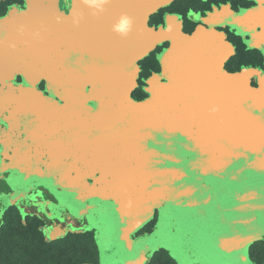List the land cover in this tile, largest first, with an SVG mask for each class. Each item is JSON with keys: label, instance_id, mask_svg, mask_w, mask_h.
Here are the masks:
<instances>
[{"label": "water", "instance_id": "95a60500", "mask_svg": "<svg viewBox=\"0 0 264 264\" xmlns=\"http://www.w3.org/2000/svg\"><path fill=\"white\" fill-rule=\"evenodd\" d=\"M26 1V10L14 7L0 20V119L13 188L0 197V213L43 183L22 174L20 188L11 175L23 116L24 123L48 125L58 154L57 176L46 185L59 205L40 202L41 209L54 218L66 206L99 227L103 264H146L159 246L177 264H252L250 248L264 238L262 70L229 71L235 50L212 27L172 33L161 58L169 81L153 75L150 96L135 100L139 62L167 35L149 24L150 16L172 0H73L70 15L59 0ZM256 1L259 8L226 12L219 23L251 32L264 54V0ZM18 73L35 85L45 79L50 95L12 84ZM26 164L20 160L21 168ZM155 218L152 233L132 238ZM57 227L52 236L64 233Z\"/></svg>", "mask_w": 264, "mask_h": 264}, {"label": "flooded vegetation", "instance_id": "af4514ba", "mask_svg": "<svg viewBox=\"0 0 264 264\" xmlns=\"http://www.w3.org/2000/svg\"><path fill=\"white\" fill-rule=\"evenodd\" d=\"M64 1L65 0H59L60 9L66 15H70L69 10L66 9L69 7L64 5ZM243 1L245 4L243 3L242 6H238L237 8H228L227 6L222 5L221 3L208 4V0H199V2L198 0H172L169 4L159 8L155 13H153L150 16L149 24L152 27H155V29L164 31L165 33H167V35L165 36L163 41L159 43L155 50H153L148 56L144 57L139 62V84L136 90L133 92L132 97L134 93L140 89L143 90V94L148 95L146 97L148 98L150 96V93L148 91L149 84L147 80L155 74L158 75V78L161 81H169L168 77L164 73L161 58L164 55L169 54L170 48L172 46V39L170 37L172 33H184L187 35H193V33H195L197 30L208 29L212 27L216 31L223 33L225 41L233 46L235 54L237 53V49L239 47H246L248 51L255 49L256 47L252 45L253 35L251 32L239 29L238 27L230 25L229 23H219V21L222 20L226 12L242 14L243 11L259 8V4L256 0ZM0 2H14V4L12 5H7L9 9L7 10L8 12H6L7 14L4 17L10 15L11 9L14 7H17L19 11L27 9L26 0H0ZM214 7H216L218 11H216ZM213 13L215 14L214 16H212ZM262 28L263 25L259 24L256 27V30L261 31ZM1 36H4L2 31H0V37ZM255 67L262 70V68L257 64ZM262 72L264 73V70H262ZM253 82L255 83V80H253ZM11 83L16 86L38 87L44 92V94L50 95L47 91L45 79L40 80V82L35 85L31 81L26 79L23 74L18 73L15 74V76L12 78ZM1 113L5 116V111L1 110ZM19 118L21 122H19ZM3 119H0V197L7 198L12 193L13 188L8 182L9 180L7 178V171L9 168H7L6 163L7 157L9 156V150L7 145L5 120ZM17 119V125L15 126L14 131V154L12 155L14 156L15 164H13V174L11 175H13L14 182L17 184V187L19 186L20 188L25 187L24 185H22V174L24 175V177L26 176V181L35 180L33 176L37 175L43 178L41 179L43 183L39 184L38 182H36V185L32 186L30 188L31 190L26 195L21 196L20 201L11 202L8 205L4 206L2 208L3 213H1L2 216L0 217V224L2 223L6 215L10 213V211L17 210L25 212L27 215L35 216L36 218H38L41 221L42 225L47 228L51 235L55 232V230L58 229L57 226H59L62 230L66 231L69 230V227H74L76 230L81 229L84 231V228L89 226L92 229L97 230L95 240L97 242V248L101 258V264H103L102 254L99 248L101 231L99 227L91 225L86 216L80 218L74 217L73 215H71L70 211L66 208V206H60L61 210L58 211V215L54 218H50L41 209L40 202L59 205V201L48 190L51 189L49 188L50 186L46 185V180H50L52 177L57 176L54 173V170L52 169V160L57 159L58 154L53 155V153L51 152L53 148V145L49 144V131H51V129L48 127L47 124H44L43 122H36L33 124L29 123V121H27V123H24L23 121H26V119L23 116H18ZM65 128H67V126H65L64 124L62 126V130H64L66 134L67 129L65 130ZM67 134L65 138L61 139V151H64L65 149L67 151L68 149ZM115 156L126 157L128 155L116 154ZM67 158L68 156L66 153L60 155L61 162L65 163V160L67 161ZM22 159L27 161V164L24 168H21L20 166V160ZM32 161L35 162H33L34 165ZM47 167L49 168V170L47 169ZM100 173L101 172L99 170L96 171L95 177H99ZM106 188L124 189L122 187L116 186H110ZM60 189H69V187L65 185L61 186ZM77 189H88V186H81ZM89 204L92 206L96 205L91 200H89ZM151 223L154 224L151 228V231L146 232L145 234H140L141 231ZM146 226H144L138 233L132 235V238L137 239L139 237H143L149 233H152L153 230L157 227V218L153 219L151 222L146 224ZM158 248H161V246H159ZM150 251L151 250H149L147 254L148 260L146 264H148L149 260L151 259Z\"/></svg>", "mask_w": 264, "mask_h": 264}, {"label": "rangeland", "instance_id": "374dc122", "mask_svg": "<svg viewBox=\"0 0 264 264\" xmlns=\"http://www.w3.org/2000/svg\"><path fill=\"white\" fill-rule=\"evenodd\" d=\"M14 2H0V20L8 12L7 5H12ZM212 3L237 8L242 6L244 1L208 0V4ZM72 4L73 0L64 1V5L69 7L66 8L69 12ZM214 8L218 11L216 7ZM214 15L213 13L212 16ZM256 64L264 70V55L261 50L256 47L248 51L246 47H239L237 53L226 64V68L235 72L242 67H255ZM143 93V90H137L133 95L134 99H145L148 95ZM153 225L151 223L146 226L140 234L151 231ZM84 229L83 231L69 227V230H64L63 235L55 237L35 216L12 210L0 224V264H101L95 240L97 230L89 226ZM150 254L151 259L148 264H176L170 249L166 247L151 249ZM250 257L252 264H264V238L251 246Z\"/></svg>", "mask_w": 264, "mask_h": 264}, {"label": "trees", "instance_id": "16d2710c", "mask_svg": "<svg viewBox=\"0 0 264 264\" xmlns=\"http://www.w3.org/2000/svg\"><path fill=\"white\" fill-rule=\"evenodd\" d=\"M250 67V66H249ZM252 67V66H251Z\"/></svg>", "mask_w": 264, "mask_h": 264}, {"label": "bare ground", "instance_id": "6f19581e", "mask_svg": "<svg viewBox=\"0 0 264 264\" xmlns=\"http://www.w3.org/2000/svg\"><path fill=\"white\" fill-rule=\"evenodd\" d=\"M130 139V138H129Z\"/></svg>", "mask_w": 264, "mask_h": 264}]
</instances>
